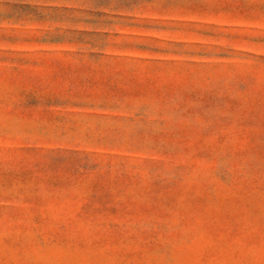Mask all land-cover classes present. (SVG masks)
Listing matches in <instances>:
<instances>
[{
  "label": "rangeland",
  "instance_id": "374dc122",
  "mask_svg": "<svg viewBox=\"0 0 264 264\" xmlns=\"http://www.w3.org/2000/svg\"><path fill=\"white\" fill-rule=\"evenodd\" d=\"M0 264H264V0H0Z\"/></svg>",
  "mask_w": 264,
  "mask_h": 264
}]
</instances>
